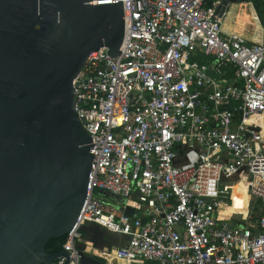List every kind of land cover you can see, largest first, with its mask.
<instances>
[{
    "label": "built area",
    "instance_id": "obj_1",
    "mask_svg": "<svg viewBox=\"0 0 264 264\" xmlns=\"http://www.w3.org/2000/svg\"><path fill=\"white\" fill-rule=\"evenodd\" d=\"M121 2L120 53H90L73 82L93 159L53 264H80L90 224L128 238L82 251L103 264H264V41L230 31L219 0Z\"/></svg>",
    "mask_w": 264,
    "mask_h": 264
},
{
    "label": "water",
    "instance_id": "obj_2",
    "mask_svg": "<svg viewBox=\"0 0 264 264\" xmlns=\"http://www.w3.org/2000/svg\"><path fill=\"white\" fill-rule=\"evenodd\" d=\"M219 1V17L243 3L256 12L254 0ZM126 32L121 0H0V264L66 257L46 246L77 220L94 148L73 109V82L90 53L118 55ZM81 231L98 250L128 240L95 224ZM76 246L80 264H103Z\"/></svg>",
    "mask_w": 264,
    "mask_h": 264
},
{
    "label": "rangeland",
    "instance_id": "obj_3",
    "mask_svg": "<svg viewBox=\"0 0 264 264\" xmlns=\"http://www.w3.org/2000/svg\"><path fill=\"white\" fill-rule=\"evenodd\" d=\"M232 10L235 11V15H234L233 19L226 17L225 21L227 22V24H226L227 27L230 26V28H232L236 34L243 37L247 41L249 39L256 41V42L262 41L264 34H263V31L259 27V24L257 22V17L255 15V12L253 11V7L243 3V4H236V5L230 6L228 12L231 13ZM238 14H239V18L237 20L236 16ZM240 179L243 181L244 184L247 183L246 177H241ZM242 190H243L241 193L242 198H244L246 200L245 187H243ZM240 200H241V198L237 197L235 207L234 208L229 207L228 212H226V213L242 212V210L239 211L237 209L240 207V203H239ZM118 204H119L118 206L121 205V203H118Z\"/></svg>",
    "mask_w": 264,
    "mask_h": 264
},
{
    "label": "trees",
    "instance_id": "obj_4",
    "mask_svg": "<svg viewBox=\"0 0 264 264\" xmlns=\"http://www.w3.org/2000/svg\"><path fill=\"white\" fill-rule=\"evenodd\" d=\"M252 4L254 5L255 9H256V13L259 16V19L257 18V22L259 24L260 29L263 31L264 34V6L261 2V0H254L252 1ZM254 10V8H253ZM235 15V11L232 10L231 11V18H234ZM96 196L107 203L113 204L118 206L119 204L117 203L116 200L112 199V198H105L103 196H100L98 194H96ZM253 206L255 208V210L257 211L259 209V201H256L253 203ZM65 242V236H63L62 238L59 239H55V240H50L46 246V251L48 253L51 254H57L61 251L62 245Z\"/></svg>",
    "mask_w": 264,
    "mask_h": 264
},
{
    "label": "bare ground",
    "instance_id": "obj_5",
    "mask_svg": "<svg viewBox=\"0 0 264 264\" xmlns=\"http://www.w3.org/2000/svg\"><path fill=\"white\" fill-rule=\"evenodd\" d=\"M239 186H235L234 188H233V190H234V193H233V198H234V200H235V205H236V198L237 197H240V198H242V195L241 194H236V189L238 188ZM239 211H241L242 210V208H237ZM238 213V212H237ZM86 244H87V250L89 251V252H93L94 254H96V255H99L100 254V252L98 251V250H96V249H94V248H92V246H91V244L90 243H88V242H86Z\"/></svg>",
    "mask_w": 264,
    "mask_h": 264
},
{
    "label": "crops",
    "instance_id": "obj_6",
    "mask_svg": "<svg viewBox=\"0 0 264 264\" xmlns=\"http://www.w3.org/2000/svg\"><path fill=\"white\" fill-rule=\"evenodd\" d=\"M253 11L255 12V10H253ZM255 15H256V17H257L256 12H255ZM236 17H237V20H238V18H239V14H238ZM229 18H231V13H230V12H229ZM232 19H233V18H232ZM226 26H227V25H226ZM228 29H229L230 31H233V29L230 28V26L228 27ZM262 41H264V37H263V40H262ZM248 42H256V41H253V40L249 39ZM257 42H261V41H257ZM226 212H228V209H226Z\"/></svg>",
    "mask_w": 264,
    "mask_h": 264
}]
</instances>
